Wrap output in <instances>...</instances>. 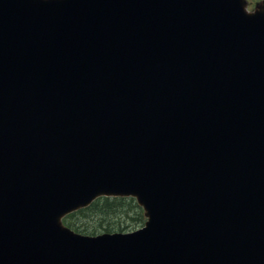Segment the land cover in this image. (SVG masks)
I'll return each mask as SVG.
<instances>
[{
	"label": "water",
	"instance_id": "1",
	"mask_svg": "<svg viewBox=\"0 0 264 264\" xmlns=\"http://www.w3.org/2000/svg\"><path fill=\"white\" fill-rule=\"evenodd\" d=\"M0 0V264H264V0ZM135 195L131 232L64 214Z\"/></svg>",
	"mask_w": 264,
	"mask_h": 264
},
{
	"label": "rangeland",
	"instance_id": "2",
	"mask_svg": "<svg viewBox=\"0 0 264 264\" xmlns=\"http://www.w3.org/2000/svg\"><path fill=\"white\" fill-rule=\"evenodd\" d=\"M137 210L138 209H134L131 211L129 210L130 212L127 215L122 216V219L117 217L101 219L99 215L96 216L91 214L88 217H83V219L78 218L77 221L78 224H82L84 226L81 232L86 234H90L91 232H105V228L108 231H132L141 227L144 223L143 217L138 214ZM73 218H71L70 220H72L73 222L76 221V217L74 216ZM120 223H122V225H118Z\"/></svg>",
	"mask_w": 264,
	"mask_h": 264
},
{
	"label": "trees",
	"instance_id": "3",
	"mask_svg": "<svg viewBox=\"0 0 264 264\" xmlns=\"http://www.w3.org/2000/svg\"><path fill=\"white\" fill-rule=\"evenodd\" d=\"M136 205L137 204H135L132 200L126 201L125 199L103 198V199L98 200L89 209L81 210L78 213V215L81 214L82 216L87 217V216L93 214L96 216L99 215V217H101V219H109L112 217H117V218L122 219V216L127 215L131 210L137 209ZM87 210H90L92 213L91 212L88 213ZM137 211H138V214H140L142 216V212L139 209ZM118 225H122V223H120ZM105 230H107V229L105 228Z\"/></svg>",
	"mask_w": 264,
	"mask_h": 264
}]
</instances>
